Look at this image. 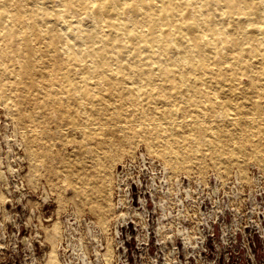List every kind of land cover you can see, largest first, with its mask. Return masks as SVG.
Here are the masks:
<instances>
[{"label":"bare ground","instance_id":"obj_1","mask_svg":"<svg viewBox=\"0 0 264 264\" xmlns=\"http://www.w3.org/2000/svg\"><path fill=\"white\" fill-rule=\"evenodd\" d=\"M263 96L264 0H0V97L31 156L49 150L54 119L100 166L113 158V124L122 141L219 156L234 131L264 139ZM175 120L186 146L172 145ZM79 157L63 159L66 180L93 185Z\"/></svg>","mask_w":264,"mask_h":264},{"label":"rangeland","instance_id":"obj_2","mask_svg":"<svg viewBox=\"0 0 264 264\" xmlns=\"http://www.w3.org/2000/svg\"><path fill=\"white\" fill-rule=\"evenodd\" d=\"M175 122L172 145L186 146ZM57 126L48 122L49 150L31 156L0 97V264H264L261 136L234 131L229 153L204 146L188 158L164 151L170 139L122 141L113 124L105 167L79 157L81 135ZM78 157L93 185L66 180L63 159Z\"/></svg>","mask_w":264,"mask_h":264}]
</instances>
